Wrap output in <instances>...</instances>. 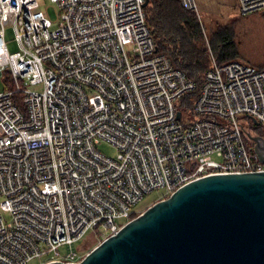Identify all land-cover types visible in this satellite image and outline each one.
I'll return each instance as SVG.
<instances>
[{"label": "built area", "instance_id": "2783aa9c", "mask_svg": "<svg viewBox=\"0 0 264 264\" xmlns=\"http://www.w3.org/2000/svg\"><path fill=\"white\" fill-rule=\"evenodd\" d=\"M52 1L55 30L38 0H0V264L78 262L76 241L113 234L151 192L264 169L246 134L264 129V68L213 59L198 84L158 50L145 0Z\"/></svg>", "mask_w": 264, "mask_h": 264}, {"label": "water", "instance_id": "95a60500", "mask_svg": "<svg viewBox=\"0 0 264 264\" xmlns=\"http://www.w3.org/2000/svg\"><path fill=\"white\" fill-rule=\"evenodd\" d=\"M246 134L264 163V136ZM42 264H264V169L194 179L125 222L78 262Z\"/></svg>", "mask_w": 264, "mask_h": 264}, {"label": "trees", "instance_id": "16d2710c", "mask_svg": "<svg viewBox=\"0 0 264 264\" xmlns=\"http://www.w3.org/2000/svg\"><path fill=\"white\" fill-rule=\"evenodd\" d=\"M144 9L158 50L198 84L210 67V52L218 63L237 57L231 26L212 31L209 39H206L197 14L186 10L177 0H149ZM254 132L260 135L264 133L259 127ZM136 215L133 214V217Z\"/></svg>", "mask_w": 264, "mask_h": 264}, {"label": "rangeland", "instance_id": "374dc122", "mask_svg": "<svg viewBox=\"0 0 264 264\" xmlns=\"http://www.w3.org/2000/svg\"><path fill=\"white\" fill-rule=\"evenodd\" d=\"M38 1L40 3V9L44 11L46 16L51 21L50 29L55 30L58 26V20H59V7L57 3L53 2L52 0H38ZM223 11L221 16H217L215 14L206 15L205 13H202V9L198 6L197 16L199 18V23L204 30L206 39H209V36L211 35L212 31H217V30L221 31V28L224 26V24L226 25V22H229V20L226 19L227 17L223 16ZM248 16L250 17V19L248 21L247 26L251 27L252 30L251 32L249 31L250 33H247L243 39H240V42L238 43V48L239 51H244V53H247L250 58L254 60L262 61L264 60V14H262V12H254V13H250ZM236 20L237 19L234 20L231 19V23L229 22L227 26L232 24L233 27H235ZM233 31L234 33L237 32V27H235ZM5 35L10 50L11 51L16 50L17 49L16 37L14 31L10 26L6 28ZM239 60L242 61V58H239ZM1 89H2V83L0 81V90ZM246 125L250 128L252 132L255 131L256 126H254L249 119H247ZM262 130L264 131V129ZM97 147L100 152L108 156L114 157L116 155L115 147L109 143L102 142L98 144ZM164 194H165L164 190L159 189L146 195L135 207L137 214L142 212L153 202L159 200V198L164 196ZM115 221L119 226H121L125 222H127V219L118 218ZM103 239H104L103 237L97 234L95 235V233L92 230H90L81 239L75 242L73 248L81 252V255L84 256L88 251H90ZM66 249L67 248L65 246L61 247L62 251H65ZM39 261L40 260L36 258L33 259L30 262V264H38Z\"/></svg>", "mask_w": 264, "mask_h": 264}, {"label": "crops", "instance_id": "0c3cea01", "mask_svg": "<svg viewBox=\"0 0 264 264\" xmlns=\"http://www.w3.org/2000/svg\"><path fill=\"white\" fill-rule=\"evenodd\" d=\"M195 1L197 4V9L199 6L202 9V13H205L206 15L215 14L217 16H221L222 11L224 10L223 16L227 17L226 19L229 20L230 23H231V19L232 20L237 19L235 23V27H237V32L234 33L233 30L235 27H233L232 24L229 25L232 28L233 41L238 51L237 57H235V59L233 60L241 61L239 60V58H242V62L250 63L258 68H264V60L262 61L254 60L250 58L247 53H244V51H239L238 43L240 42V39H243L244 36H246L247 33H250L252 29L251 27L247 26L248 21L250 19L248 15L250 13L243 14L239 11L238 0H195ZM229 22H226V25L224 24V26H227ZM210 54H211L210 55V65H211L213 59L216 60V58L214 55H212L211 52ZM229 61H231V59Z\"/></svg>", "mask_w": 264, "mask_h": 264}]
</instances>
